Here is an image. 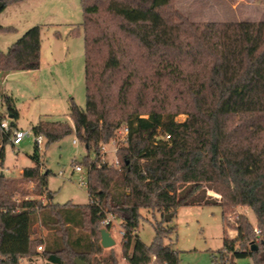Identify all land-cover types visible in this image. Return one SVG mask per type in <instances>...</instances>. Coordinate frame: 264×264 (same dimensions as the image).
<instances>
[{"label":"trees","instance_id":"16d2710c","mask_svg":"<svg viewBox=\"0 0 264 264\" xmlns=\"http://www.w3.org/2000/svg\"><path fill=\"white\" fill-rule=\"evenodd\" d=\"M20 1L0 0V13ZM170 4L81 0L85 108L70 101L72 126L40 120L31 130L45 146L74 136L94 153V160L81 163L89 201L24 200L16 206L12 197L21 190L0 177V264L23 258L32 264L37 222L50 234L41 254L47 264H119L113 250L99 244V226L109 214L124 230L120 257L127 264H180L178 253L164 245L175 226L154 223L150 245L134 235L140 211L163 218L181 207L210 205L220 207L224 228L219 263L264 264V22L196 23ZM9 31L0 26V33ZM40 50L35 26L0 52V73L38 70ZM1 99L9 117L18 119L12 98ZM180 115L182 122L175 120ZM121 125L128 136L114 168L101 161L100 147ZM7 141L0 145V165ZM31 159L34 166L23 169L22 178L48 198V172H39L36 145ZM235 207L250 208L256 227L238 214L230 238L224 219ZM75 229L84 234L74 235Z\"/></svg>","mask_w":264,"mask_h":264},{"label":"rangeland","instance_id":"374dc122","mask_svg":"<svg viewBox=\"0 0 264 264\" xmlns=\"http://www.w3.org/2000/svg\"><path fill=\"white\" fill-rule=\"evenodd\" d=\"M169 9L196 23L264 22V0H171ZM82 21L81 0H22L8 3L0 13V26L11 29L0 33V52L5 53L28 29L35 26L40 28L41 40L38 70L11 71L0 77L1 120L28 132V137L17 147L8 141L5 143L4 161L0 165V177L12 182L13 187L22 192L12 197L16 206L24 200L39 201L41 196H46L42 205L48 201L58 205L69 202L85 205L89 201L86 179L85 185L79 184L81 178H86L85 167L81 163L84 158L94 160L95 156L92 151L87 152L74 136L64 137L48 146H45L44 141L39 152V172H48L47 189L52 199H48L46 193L37 195L35 183L24 180L20 173L34 166L31 159L35 146L32 126L40 120L72 126L68 117L70 101L81 109L85 108ZM2 95L12 98L18 119L9 118L2 106ZM184 119L183 115L175 118L178 122ZM73 139L77 140L76 146L72 144ZM112 149L110 143L105 145L102 158L108 165L114 160ZM73 164L80 166L83 172H74ZM208 194L220 200L218 195L212 192ZM140 214L142 218L134 235L145 245H150L154 237L153 224L162 221L163 227H176V234L165 239L164 245L178 253L180 264H220L217 255L222 248L224 228L219 206L181 207L169 222L158 212L141 210ZM238 214L245 215L256 227L250 208L235 207L226 213L224 219L226 235L230 238L235 236L232 226ZM99 229L108 231L114 240L111 249L118 256L119 264H127L120 257L123 231L120 220L112 221L110 229L102 224ZM81 233L84 234L80 230H73L74 235ZM49 235L39 222L32 226L31 239L37 253L31 258L32 264H47L41 254ZM40 241L42 244L38 243ZM104 250L107 252L109 249ZM28 263L29 259L23 258L19 264Z\"/></svg>","mask_w":264,"mask_h":264},{"label":"built area","instance_id":"2783aa9c","mask_svg":"<svg viewBox=\"0 0 264 264\" xmlns=\"http://www.w3.org/2000/svg\"><path fill=\"white\" fill-rule=\"evenodd\" d=\"M127 136H128V128L125 126H122L116 131L114 138H112L109 142L113 146L111 154H113V156H114V158H113L114 160L110 165L113 166L114 168H118V166H119L118 160H117V152H118L119 147L126 143ZM26 137H28L27 131H23V130L14 128L10 124H7L5 121L0 120V145L2 144L4 139H7L8 142H10V144L13 147H17L21 144V142ZM43 143H44V138L42 136H40V135L35 136V145H36V148L38 149L39 152L41 151ZM72 144L74 146H76L77 140L73 139ZM105 145L106 144H103L100 147V159L102 162L104 161L102 157L105 154ZM73 171L76 173L83 172L82 168L80 166H77V165L73 166ZM85 173H86V178L80 179V182H79L80 185H85V179H86V185L88 183V177H87L86 170H85ZM45 199H46V196L39 197V201L42 204L45 202ZM115 219H117L115 217V215L109 214V215H107L106 219L101 222V224L105 227L111 226L112 221H115ZM255 233L258 234V231L255 230ZM121 235L122 236L124 235V230L121 232ZM38 249L41 250V247H39Z\"/></svg>","mask_w":264,"mask_h":264},{"label":"water","instance_id":"95a60500","mask_svg":"<svg viewBox=\"0 0 264 264\" xmlns=\"http://www.w3.org/2000/svg\"><path fill=\"white\" fill-rule=\"evenodd\" d=\"M52 196L48 195V199H51ZM173 217V214H167L164 216L165 220L167 222H169L171 220V218ZM114 240L111 238L110 234L108 231L102 229L100 230V246L103 249H111L114 246ZM257 247L255 245H252L250 247L251 251L256 250ZM74 264H86L83 261L79 260V259H74Z\"/></svg>","mask_w":264,"mask_h":264},{"label":"crops","instance_id":"0c3cea01","mask_svg":"<svg viewBox=\"0 0 264 264\" xmlns=\"http://www.w3.org/2000/svg\"><path fill=\"white\" fill-rule=\"evenodd\" d=\"M3 27V26H2ZM40 53H41V50H40ZM2 74L3 73H0V77L2 76ZM10 118V117H9ZM34 126V125H33ZM23 171V170H22ZM22 171L20 172V173H22ZM250 222V221H249ZM251 225H253V224H251ZM254 225H255V223H254Z\"/></svg>","mask_w":264,"mask_h":264}]
</instances>
